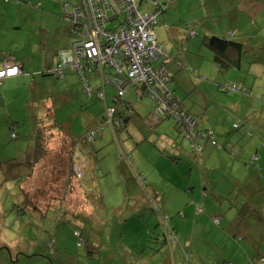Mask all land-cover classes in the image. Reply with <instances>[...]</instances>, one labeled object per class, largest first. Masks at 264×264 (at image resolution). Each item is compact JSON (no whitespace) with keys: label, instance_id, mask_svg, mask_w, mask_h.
I'll use <instances>...</instances> for the list:
<instances>
[{"label":"rangeland","instance_id":"1","mask_svg":"<svg viewBox=\"0 0 264 264\" xmlns=\"http://www.w3.org/2000/svg\"><path fill=\"white\" fill-rule=\"evenodd\" d=\"M186 2L192 8L190 12L195 11V17H185L184 27L189 23L194 26L190 29L198 33L195 41L201 43L204 38L223 37L225 34L218 33L221 30L223 33L226 29L240 31V25L235 22L238 16L233 0ZM62 3H69L70 7L79 5L80 0H0V54L11 51L25 64L27 77L7 79L0 85V162L5 163L6 171L10 168L6 175L0 172V264H260L257 255L264 252V197L246 199L239 197V193H231V167L221 165L215 157L219 153L214 150L225 154L228 164L234 158L222 148L218 150L208 145V154L200 153V159L208 162L206 168L184 148L178 157L181 165L176 166L170 158H177L178 151L165 147L168 142L163 143L164 148L151 142L137 146V128L132 123L128 132L118 134V141L106 125L92 143H81L78 151L82 160L77 162L82 164L75 166L74 175L69 176L68 157L64 155L67 143L54 135L46 146V155L33 169L31 177L24 180L22 176L28 169L16 164L23 163L28 145L36 144L38 129L41 132L42 128L49 129L48 125L42 127L44 116L30 114L26 108L32 101V92L41 93L30 89L41 81L37 72L30 71L40 61L29 58L30 65L27 64L26 54L42 59L37 69L41 71L58 64L60 52L70 53L75 39L70 34L69 24L62 20ZM38 4L40 8H36ZM247 9L248 0L247 7L244 0H239L238 10L243 22L249 20ZM203 16H207L208 26L201 25ZM257 21L264 22V15ZM112 25V22L107 23L109 28ZM207 27L214 33L206 34ZM259 27L264 31V23ZM54 37L59 38L52 44L48 40ZM106 73L111 74L110 70ZM30 74L34 76L33 83ZM88 80L94 90L100 86L99 74L90 75ZM44 82L52 85L44 89V94L66 96L68 103L51 122L55 123L56 130L73 132L72 141H79L93 123L103 121L104 104L84 96L74 73L67 71L65 79ZM110 89L108 86L106 90ZM128 100L135 109L139 106L150 112L154 107L149 99L139 104L132 93ZM15 122L18 126L10 130ZM11 131L17 136L16 140L11 139ZM127 135L134 140L128 142ZM143 153L147 157L142 158ZM191 165L203 173L207 191L201 188L200 173L188 177ZM120 166L130 170V180L135 186L128 189ZM258 173L264 177V169ZM211 174L215 180L224 181L211 184L208 178ZM21 188L29 194L36 211L30 204L26 206ZM246 204L250 213L248 233L256 244L255 250L242 228L226 227L230 231L219 233L226 226L225 221L220 227L213 221L217 227H211L210 236L200 237L199 229L204 220L219 216L233 218L227 215L230 208ZM171 228L175 235L173 231L168 234ZM75 230L80 231L87 242L81 248L76 245ZM240 235L243 238L237 241ZM52 240L50 250L47 246Z\"/></svg>","mask_w":264,"mask_h":264},{"label":"crops","instance_id":"2","mask_svg":"<svg viewBox=\"0 0 264 264\" xmlns=\"http://www.w3.org/2000/svg\"><path fill=\"white\" fill-rule=\"evenodd\" d=\"M110 1L112 3H120L123 0ZM157 1L159 3H164L166 0ZM244 1L247 7V0ZM185 2L186 0H173V2L168 5L165 14H156L158 23L154 29V33L159 43L163 44L165 55L159 56L154 61L153 66L155 68L161 66L167 67L169 79L172 83L170 91L179 102L182 112L184 114H191L195 118L196 129L203 133L212 131L218 143L220 142L222 145H228L227 150L224 151L231 154L234 158L230 164H228L229 160L224 158L226 157L225 154H221L222 152L217 150L214 151L219 153L215 157L219 159L221 165L225 163L231 167L229 171L233 174L231 193H239V197L243 196L246 199L260 196L264 197V177H261L258 173V171L263 172L264 169V31H261L259 27L260 24L264 22L257 21L259 16L264 15V0H248L247 10L249 20L245 22L241 20L240 11L238 10L239 0H233L232 4L236 8L238 16V18H235V22L240 25L241 29L238 32L226 29L227 31H225V33H223L222 30L218 31V33L225 34L222 36L233 40L237 38V42L243 45V49L246 53L241 59L240 68L230 69L226 73H221L219 66L213 61L214 53L207 46L206 38L199 43L194 40L198 37V33L190 29L194 26L189 23L190 25H188L187 28L184 27L185 17H195V11H191V13V6ZM183 7L184 11H182ZM142 12L153 13L155 12V8L147 4L143 6ZM108 15L112 16L110 13H108ZM206 19L207 16H203L200 19L201 25L208 26ZM207 29L208 30L205 32L206 34L214 33L210 27H207ZM191 32H194L193 37L191 36ZM237 34H239L238 37ZM29 60V58H26L25 62L30 65V63H28ZM18 62V65L25 73V64L20 61ZM30 69V71H34L33 67ZM67 71L74 73L78 77L74 71L67 69L64 77L61 79H65ZM19 77H23V75L8 80L18 79ZM5 80H3L1 84H3ZM88 82L91 85V82ZM42 84L44 88L52 87L51 84L42 81L38 82L37 85L42 86ZM78 84L81 85L80 81ZM233 84L239 85L243 91L228 93L222 90L223 86ZM100 86L104 90L105 101L108 103L114 97L116 88L113 82H111V79L110 82L102 81V85L100 82ZM108 86L111 88L109 91L106 90ZM221 86L222 91L219 89ZM32 88H34V86L30 89ZM130 93H132L135 101L139 102V104L149 99L153 102L154 107L150 112L146 111L144 107L140 108L138 106L136 109L134 107L135 115L127 121L129 122L127 125V132L128 127L132 123V125L137 128L136 135L138 142H151L152 145H158L161 146V148H164V145L168 142L165 147H171V151L174 152L178 151L176 153L177 158L180 156V152L183 153L184 148L188 149L190 152L191 144L189 140L191 139L183 135V129L186 128L183 123L177 124L173 118L158 120L156 113H154L155 103L153 100L147 95H142L139 98L138 94L134 91ZM41 94L43 97H41ZM59 95L55 94L50 96L44 94V90L40 94H37V91H35L34 94L32 92L31 106L36 108L37 102L41 100V103L44 104L40 111L37 112V109H35L33 112H35V114H47L46 110L50 107L51 109L59 110L64 104L68 103L64 94ZM127 97L125 99L126 103L131 104V101H127ZM50 99H56V101H49ZM107 106L109 105L107 104ZM30 110L32 109L30 108ZM96 125L93 123L90 128ZM16 126L17 125L13 123L10 130L16 128ZM235 126L237 127L235 128ZM196 133L201 136L200 132ZM200 136L196 137L202 147L200 153L203 152V155L208 154L206 149L210 144L205 140L201 142ZM127 138L129 140L131 136L127 135ZM179 139H181V141ZM182 143H186L187 146H184ZM154 146H152L153 151ZM200 153L197 154L198 156H194L197 161L200 160L201 166L206 168L208 162L202 160V158L200 159ZM186 154H188V152ZM144 155L147 157V154L143 153L142 158H144ZM211 156L213 157V155ZM191 159H193L192 156ZM179 165H181L180 161L176 166ZM257 166H259L260 169H257ZM216 170L218 169H214V171ZM119 171H121L126 180H130V170H128L127 167L120 166ZM209 172L210 170L207 169L206 173L208 174ZM199 173L202 178L200 182L201 188L203 191H207L208 184L203 180L204 176L201 170H195V167L191 165L189 167L188 177H196ZM208 178L211 184L224 181V179L223 181L215 180L212 174ZM221 178H224V176ZM132 185V182L128 181V189ZM220 187L218 189H220ZM151 193H154V191H151ZM247 205L248 204L242 205L240 208L236 209L231 207L233 209L230 208L227 215L231 214L233 218L219 216L212 219L210 217L209 221L204 220L203 225L199 229L200 237L210 236L209 233L212 231L211 227L213 228L215 226L213 221L215 223L218 221V227L225 221L226 226H223V229H221L219 233L230 231L226 227L232 230H239L242 228L243 230L241 231H244V234L249 236V240H251V244L255 250L256 244L252 241L248 233V230H250L248 214L250 213L248 211L249 209L246 207ZM159 220L163 222L160 218ZM240 220L243 222L241 223ZM242 224H244V227H241ZM162 227L164 228V226ZM170 231L174 230L171 228L168 232L169 235H171ZM240 237H242V235L236 237V240L240 239ZM231 238L232 237H230V239ZM251 252L255 253L253 251ZM263 256L264 252L262 251L257 255L258 258Z\"/></svg>","mask_w":264,"mask_h":264},{"label":"built area","instance_id":"3","mask_svg":"<svg viewBox=\"0 0 264 264\" xmlns=\"http://www.w3.org/2000/svg\"><path fill=\"white\" fill-rule=\"evenodd\" d=\"M136 1L124 0L119 4H109L108 0H83L84 11L80 8L75 9L67 15V18L73 24H85L86 32L82 35V40L75 41L71 45V55L62 54L61 64L53 69V73L63 74L65 69H71L80 78L85 91L90 94L91 88L88 85L86 73L91 72L94 64H100L102 72L112 69L117 74L111 77V82L119 96H123L132 88L143 89L142 91L150 99L159 104V107L154 110L158 120L167 114L173 116L186 127L183 129L185 136L193 140L200 136L196 133V122L189 116L187 118L184 116L177 106L178 101L168 91L167 85L170 79L167 68L164 66L157 70L153 68L154 61L159 56L165 55L163 46L158 43L152 29L156 24V18L153 15L140 14L137 11ZM120 10L126 13V20L116 31L108 32L103 25L108 18V13L116 17ZM87 16L90 18L89 22L85 21ZM193 34L194 32H191L192 37ZM20 69L13 60L4 62L0 69V82L19 76ZM122 71L127 72L128 81L119 77ZM102 81L110 82V79L104 75ZM222 90L228 93L239 91L236 85L223 86ZM104 96V90L98 93L99 99H104ZM107 114V123L111 125L114 110H108ZM93 135L94 132L89 134V141L93 139ZM14 137L15 134H11V138ZM81 243H83L82 240L78 242V244ZM51 245L53 241L48 244L50 250Z\"/></svg>","mask_w":264,"mask_h":264},{"label":"trees","instance_id":"4","mask_svg":"<svg viewBox=\"0 0 264 264\" xmlns=\"http://www.w3.org/2000/svg\"><path fill=\"white\" fill-rule=\"evenodd\" d=\"M5 1H8V0H5ZM108 2H109V4H119V3H112L110 0H108ZM122 2H120V3H122ZM172 2H173V0H166L164 3H159L157 0H155V2H153V0H137L136 1V3H137V11L140 14L153 15L156 18V24L152 27V29L154 31V29H155V27L157 26V23H158L156 14L157 15L165 14L166 11H167L168 5H170ZM147 4L152 5L155 8V12H153V13L142 12L143 6L144 5H147ZM36 8H40V4L36 5ZM79 8L82 11H84V3H83V0H80V4L79 5L70 6V7H69V3H62L61 4L62 20L65 23L69 24V26H70V34L75 39L73 41V43L75 41L82 40L83 39L82 38V35L86 32L85 24H79V23L73 24L67 18V15L68 14L72 13L73 10L79 9ZM121 11L122 10H120V12L116 15V17H113V16H109L108 15L107 20L104 21L103 25H104V27L106 28V30L108 32H114V31H116L120 27V25H122L123 22L126 20V13L125 12H121ZM89 20H90V18L88 17L85 21H88L89 22ZM110 22L113 23V25H112L111 28H109L107 26V23H110ZM58 35H59V33H58ZM58 38L59 37H54L52 39H49L48 41L53 44V43H56V41L58 40ZM158 43H159V41H158ZM159 44L163 46V44H161V43H159ZM206 44L209 47V49L214 53V59H213V61L219 66V69H220L221 73H226L230 69H235V68L236 69H239L240 68L241 59H242V57L246 53V51L243 49V45L241 43L236 42V41L232 40L231 38H227V37L212 36V37L206 39ZM163 50L165 51L164 47H163ZM62 54H65V55H68V56L71 55V47H70V53L69 54H67L66 52H60L58 64L53 65V66H51L49 68L47 67V68H45V69H43L41 71H37L39 64L42 62V59L41 58L38 59L36 56H31L30 57L27 54H26V58H31V59H35L37 61H40V62H37V66L35 68L34 67L33 68H34V71L37 72L36 74L38 76L37 75L36 76L37 77H40V79H41L42 82H44L46 80L54 81V80H59V79L63 78L64 75H65V71L67 70V69H65L63 71V74L53 73V69L58 68V66L61 64ZM42 58H43V56H42ZM10 60H13L15 63H17L19 61V60H17V57L11 51H5V52L1 53L0 54V69L2 68V65L4 64V62L10 61ZM153 68L155 70L158 69V67L155 68L154 66H153ZM106 71H103L102 72L100 70V64H94V66L91 69V72L90 73L89 72L86 73L87 80H88V77L90 75L99 74L100 77H101L100 82H101V85H102V79H103V76L104 75H107L109 77V79H111V77L113 75H115V73H116L112 69H110L111 74L106 73ZM20 75L25 76V73H24L23 69H20ZM30 75H31L30 76L31 77L30 80L33 83L34 80H35L34 79V76H33V74H30ZM119 77L122 78V79H124V80H126V81H128V75H127V72L126 71H122V73L119 75ZM8 79H10V78H8ZM79 81H80V84H81L80 87H82L81 90H83L84 96L87 99H95L96 101L102 102L104 104V106H105V116L103 117L104 118L103 121L101 123L97 124L94 127H91V128L89 127L86 130V132L82 135V137L80 139H79V137H77L79 139V141H72V139H73V137H72L73 136L72 135L73 132L65 133V132H63L60 129L59 130H56L55 129L56 128L55 123H52L51 122V120H53V119H55L57 117V114H59L60 109L59 110H56V109H51V107L50 108L48 107L49 109L46 110L47 111V114H41L40 115V116H44L43 119H41L42 120V127L45 126V125H48V127H49L48 131L42 128V132H41L38 129V131H37L38 136L36 138L37 139L36 144L34 143V144H30V146L28 145V151H27V153H25V158H24L23 163L16 164V166H23V167H25V168L28 169V172L27 173H24V175L22 176L24 178V180H26L27 178L31 177V175L33 173V169L39 165L40 160L42 159V157H44L46 155V146L49 145L50 139L52 140V138H53L54 135L63 138L64 143H67V145L64 148V151H65V154L64 155L66 156V158L68 157V160L67 161H68V164H69V171H70L69 176H71L72 174L74 175L73 170L75 169V166L78 165L79 163L82 164L81 162H77L78 160H82V157L79 156V151H80V149L82 147L81 143H85V144L92 143L95 140L96 136H98L100 134V132L106 127V125L110 126V128L112 129V131L115 134V139L117 140L119 138L118 137V134H120V133L122 134L123 132H126L127 125L129 124V122H127V121H129V119L133 118V116L135 115L134 107L130 103H126V101H125L126 97L132 91H134L136 94H138V97L139 98H140L139 94L146 95L145 92L142 91L143 89L138 90V89L132 88V89L126 91L123 96H119V94L117 93V90H116V93H115L114 97L111 100V102L113 104L111 106L110 105L107 106L108 103L105 101V96H104V99H99L98 98V93L103 90L101 86L99 88H97V89L94 90L92 88V86L88 82V85L91 88V93L88 94L85 91L84 86H83L80 78H79ZM1 82H0V84H1ZM170 83H169V86L167 85V89L172 94L171 96L174 97L173 96V93L170 91L171 85H172V83L171 84ZM37 84L34 87V89L35 90H40L42 92L45 89L43 87V84H42V86L41 85H37ZM233 85H235V84H233ZM233 85H225V86H233ZM236 86L239 89V92H242L243 91V89H241L239 87V85H236ZM221 88H222V86L219 89L221 90ZM41 97H43L42 94H41ZM52 100L53 101H56V99H50L49 101H52ZM41 102H42V100L40 102H37L36 108L34 106H31L32 105L31 103H29V104L27 103L26 108H29V113L30 114H35V112H33L35 109H37L36 110L37 112L40 111V109L43 108L42 106H44V104L41 103ZM154 103H155V109H157L159 107V104L156 101H154ZM177 106L182 111V108L180 107L179 102L177 103ZM30 108L32 110H30ZM110 109H113L114 110V114L112 116L113 121H112L111 125L107 123V117H108L107 111L110 110ZM50 115H51V117H50ZM184 116L186 118L189 116L192 120L195 121V118L191 114H187L186 113V114H184ZM183 117H182V119H184ZM167 118H173V119H175L173 116L168 115V114L165 115V116H162L161 119H167ZM175 121L177 122V124H180L176 119H175ZM115 123H118V124L115 125ZM15 124H17V123L15 122ZM91 132H94V135H93V139L91 141H89L88 140V136H89V134ZM197 132H200L201 133V136H200L201 142L205 140V141H208L209 142V144H210V146L212 148H216V149L222 148L223 150H227L228 145H219V143L216 140V136H215L214 132H212V131H206L205 133H203L202 131H198V130H197ZM211 132H212V134H211ZM11 134H14V132L11 131ZM183 135L185 136L184 132H183ZM11 139L12 140H16L17 139V136L15 135V137L14 138H11ZM131 140H134V137H131V139H129L128 142L131 141ZM118 141H119V139H118ZM189 141H190V144H191L190 154L191 155L193 154L195 156H198L197 154H199L200 151H201V149H202V147L199 144L200 142L197 141V138H194L193 140H189ZM140 143L142 144V141L139 142L137 145H140ZM31 147H32V149H30ZM73 149H74V151H72ZM170 159L173 160V163L174 164H177L180 161V159H178V158H170ZM3 165H5V163L0 162V172L2 174L4 172L5 173L4 175H6L9 172L10 168L7 169V171H6L5 170V167ZM138 177L140 179V175H138ZM6 180H7V176H6ZM127 181L132 182V180H127ZM134 181L136 183L135 178H134ZM125 182H126V179H125ZM132 184H133L132 186H135L133 182H132ZM20 193L23 194V196L25 197L26 206L28 204H30L32 210L36 211L35 210V205L30 200L29 194L26 191H24L22 188L20 189ZM16 194H19V192H16ZM68 220L71 221V219H68ZM173 233H174V231H173ZM75 234H78V235L76 236ZM73 235H74V238L76 239V245H77V247L81 248L82 246L86 245L87 242H85V240H84V238L82 236V233L80 231L75 230ZM174 235H175V233H174ZM80 240H82L83 243L78 244V242ZM258 263L264 264V256L258 258Z\"/></svg>","mask_w":264,"mask_h":264},{"label":"water","instance_id":"5","mask_svg":"<svg viewBox=\"0 0 264 264\" xmlns=\"http://www.w3.org/2000/svg\"><path fill=\"white\" fill-rule=\"evenodd\" d=\"M153 2H155V0H153Z\"/></svg>","mask_w":264,"mask_h":264}]
</instances>
